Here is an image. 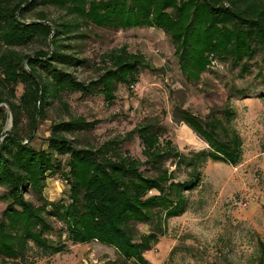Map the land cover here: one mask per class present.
Here are the masks:
<instances>
[{"label": "trees", "instance_id": "1", "mask_svg": "<svg viewBox=\"0 0 264 264\" xmlns=\"http://www.w3.org/2000/svg\"><path fill=\"white\" fill-rule=\"evenodd\" d=\"M40 1L64 10L74 20L61 25L26 23L20 18L23 11L34 8L39 0H0V44L17 47L34 37H51L52 46L58 49L60 36L76 31L79 21L97 28L160 29L168 35L179 71L189 83L200 82L215 62H229L243 77L250 72L251 62L264 56V0ZM66 59L69 57L58 50L38 51L34 56L10 48L0 52V75L11 85L14 99L15 87L22 86L17 102L9 104L12 127L19 114H24L29 139L49 99L61 100L64 92L99 94L110 104L117 85L131 87L142 69H151L142 55L121 47L103 55V72L97 78L81 82L52 66L51 61L62 64ZM37 68L46 73L44 79ZM176 111L207 148L182 152L152 122L127 134L126 139L136 136L139 140L142 159L123 149L122 138L106 140L95 149L75 148L66 134L92 130L97 124L83 117L53 124L46 149L36 150L15 131L6 132L0 141L1 199L6 204L0 216V263L23 264L33 249L44 256L60 254L67 249L64 241H70L73 245L97 242L109 246L116 250L121 264H150L144 253L151 250L157 236H136L134 225L183 214L188 206L186 193L201 184L204 164L213 161L236 166L242 155L241 138L232 128L235 112L231 107L225 105L218 114L210 111L204 118L180 108ZM7 119L4 114L0 134ZM179 173L184 180H178ZM49 174L59 175L68 185L67 198L43 200L35 206L24 195L30 191L41 197ZM260 250L256 264H264V244Z\"/></svg>", "mask_w": 264, "mask_h": 264}, {"label": "rangeland", "instance_id": "2", "mask_svg": "<svg viewBox=\"0 0 264 264\" xmlns=\"http://www.w3.org/2000/svg\"><path fill=\"white\" fill-rule=\"evenodd\" d=\"M20 18L26 23L42 21L57 25L74 20L64 10L40 0L34 8H26ZM79 23L76 31L60 36L62 39L56 42L61 44L58 49L51 44L53 38L34 37L23 46L0 44V52L10 48L21 55L34 56L38 51L51 53L58 50L69 59L62 64L51 61L52 66L72 74L81 82L97 78L103 72V55L121 47L142 55L151 69H142L138 80L132 83L133 87L117 85L115 99L110 104L99 94L64 92L61 100L49 99L44 116L37 119L30 139L27 117L19 114L13 128L9 110V104L16 103L21 95L22 86L15 87L14 99L10 94L11 85L5 84L0 75V124L4 114L8 118L0 141L6 132L15 131L34 149H46L53 124L83 117L97 124L92 130L66 134L78 149H95L106 140L122 138L123 149L142 159L139 140L136 136L126 139L127 134L143 123L152 122L159 124L164 137L169 138L178 150H202L207 145L181 121L176 109L204 118L210 111L218 114L228 105L235 112L232 128L241 138L239 163L232 166L207 161L201 169V184L186 193L188 206L183 214L145 225L135 224L133 231L136 236L149 233L157 236L151 250L144 253L150 264H256L261 244H264V56L252 61L250 72L243 77L239 75V68H232L229 62H215L203 73L200 82L189 83L180 73L174 47L162 30L97 28ZM25 70L28 71L27 66ZM37 70L44 79L46 73ZM178 180H184L183 173L178 174ZM68 190L59 175L49 174L41 197L30 191L24 196L27 201L40 206L43 200H65ZM3 193L0 188V216L6 207L1 199ZM53 226L60 228L57 222H53ZM48 238L57 240L52 235ZM61 240H65V234ZM64 242L66 252L44 256L33 249L23 264L122 263L116 250L109 246L97 242L76 245Z\"/></svg>", "mask_w": 264, "mask_h": 264}, {"label": "built area", "instance_id": "3", "mask_svg": "<svg viewBox=\"0 0 264 264\" xmlns=\"http://www.w3.org/2000/svg\"><path fill=\"white\" fill-rule=\"evenodd\" d=\"M131 87H133V86H131Z\"/></svg>", "mask_w": 264, "mask_h": 264}]
</instances>
